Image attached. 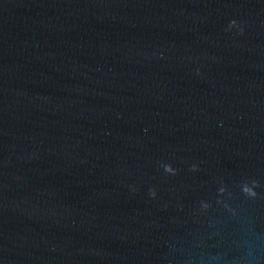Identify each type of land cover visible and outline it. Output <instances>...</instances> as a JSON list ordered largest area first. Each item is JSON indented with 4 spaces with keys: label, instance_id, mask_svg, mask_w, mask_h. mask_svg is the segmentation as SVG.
Masks as SVG:
<instances>
[{
    "label": "water",
    "instance_id": "water-1",
    "mask_svg": "<svg viewBox=\"0 0 264 264\" xmlns=\"http://www.w3.org/2000/svg\"><path fill=\"white\" fill-rule=\"evenodd\" d=\"M0 264H264V0H0Z\"/></svg>",
    "mask_w": 264,
    "mask_h": 264
}]
</instances>
